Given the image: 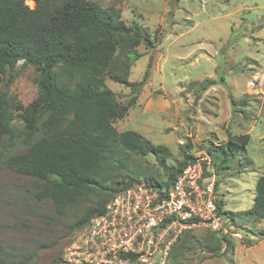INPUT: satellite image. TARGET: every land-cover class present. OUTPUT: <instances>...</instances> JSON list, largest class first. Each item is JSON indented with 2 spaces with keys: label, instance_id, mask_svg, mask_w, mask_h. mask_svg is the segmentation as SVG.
I'll return each mask as SVG.
<instances>
[{
  "label": "rangeland",
  "instance_id": "obj_1",
  "mask_svg": "<svg viewBox=\"0 0 264 264\" xmlns=\"http://www.w3.org/2000/svg\"><path fill=\"white\" fill-rule=\"evenodd\" d=\"M57 1L49 0L53 5ZM91 1L119 9L126 24H138L152 40L136 47L141 56L133 61L129 80L139 82L149 70L136 89L105 76L120 104L138 97L113 125L118 131L135 130L169 152L122 151L108 185L150 176L163 181L184 154L201 156L207 150L222 214L234 224L226 234L230 246L225 249L222 243L219 252H224L211 255L203 245L212 232L192 228L174 242L168 264H264V218L247 213L256 179L264 175V0ZM27 4L34 6L33 1ZM114 58L119 66L123 51L118 48ZM37 75L32 65L16 64L8 88L16 103L26 105L36 96ZM18 112L13 109L10 125L19 137H5L0 144V255L25 264H61L64 248L80 239V229L71 226L94 205L97 192L62 212L49 198H36V181L13 171L2 158L27 148ZM228 133L249 137L245 148L223 159L216 145L224 143Z\"/></svg>",
  "mask_w": 264,
  "mask_h": 264
},
{
  "label": "trees",
  "instance_id": "obj_2",
  "mask_svg": "<svg viewBox=\"0 0 264 264\" xmlns=\"http://www.w3.org/2000/svg\"><path fill=\"white\" fill-rule=\"evenodd\" d=\"M26 1H33L34 6L29 7ZM142 42L152 44L149 32L136 23L126 24L120 10L113 6L103 7L91 0H58L54 5L49 0H0V144L5 137H19L10 125L15 108L23 121L21 134L27 145L22 153L2 156L3 162L13 171L33 178L37 183L36 198H49L57 212L97 192L94 205L86 207L71 228H83L93 215L104 210L115 192L136 181L128 178L108 185L118 161L116 156L122 151L147 155L159 150L169 155L165 146L149 143L135 130L118 131L113 125L115 119L128 113L138 97L134 95L126 104H120L105 76L132 89L143 83L148 69L141 81L129 80L130 67L141 56L136 47ZM118 48L124 59L116 66ZM19 61L38 72L37 94L26 105L16 103L8 94ZM231 102L237 101L231 97ZM248 137V133H228L226 141L216 145L223 159L234 149L245 148ZM193 161L192 153L184 154L169 167L165 180L150 176L144 182L168 187ZM254 188L247 213L264 218V175L256 179ZM216 205L223 213L222 199L217 198ZM206 230L212 234L205 237L203 246L211 255L224 252H219L222 243L225 249L230 246L228 236ZM173 248L175 244L170 251ZM0 264L25 263L0 255Z\"/></svg>",
  "mask_w": 264,
  "mask_h": 264
},
{
  "label": "built area",
  "instance_id": "obj_3",
  "mask_svg": "<svg viewBox=\"0 0 264 264\" xmlns=\"http://www.w3.org/2000/svg\"><path fill=\"white\" fill-rule=\"evenodd\" d=\"M201 153L168 187L136 180L115 192L80 229L79 241L64 248L61 264H166L185 229L229 234L234 224L217 208L211 157Z\"/></svg>",
  "mask_w": 264,
  "mask_h": 264
}]
</instances>
